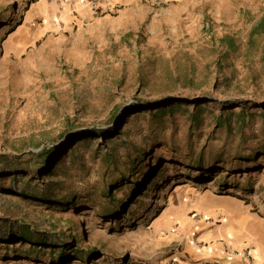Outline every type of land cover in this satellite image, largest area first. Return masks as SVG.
<instances>
[{"label": "rangeland", "instance_id": "374dc122", "mask_svg": "<svg viewBox=\"0 0 264 264\" xmlns=\"http://www.w3.org/2000/svg\"><path fill=\"white\" fill-rule=\"evenodd\" d=\"M29 8L31 1L0 0V153L37 151L75 130L115 125L117 106V116L135 100L142 107L99 154L96 142L88 149L76 144L80 159L66 157L43 185L25 186V174L14 181L1 173L0 264H135L142 253L181 240L198 249L214 240L234 249L264 244V0H203L153 32L99 38L53 9L30 20ZM256 26L261 31L253 34ZM225 34L234 36L236 49L223 43ZM198 98L205 100L201 106L192 102ZM213 100L232 101L231 108L222 111ZM171 101H182V108L154 116L159 102ZM197 108L204 110L199 126L189 119ZM221 113L230 115L231 128L219 124ZM106 152L115 154L110 166ZM122 176L129 178L123 188ZM51 179H60L57 193L76 204L63 209L33 199ZM116 180L115 200L126 205L108 214L100 191ZM4 218L40 230L56 224L73 248L76 239L85 252L98 253L65 263L51 261L49 248L38 259L3 256Z\"/></svg>", "mask_w": 264, "mask_h": 264}, {"label": "trees", "instance_id": "16d2710c", "mask_svg": "<svg viewBox=\"0 0 264 264\" xmlns=\"http://www.w3.org/2000/svg\"><path fill=\"white\" fill-rule=\"evenodd\" d=\"M259 25H261V28L264 27V20ZM258 31H261L260 27L256 26L253 28L252 33L254 34ZM221 39L227 46V48L233 50L237 48L236 39L233 35L231 36L230 34H225ZM213 101L214 103L220 104L222 111H229V109L231 108L232 101L227 100L219 103L217 100ZM192 102L194 104H197L198 106H201V104H203L205 100L202 98H198L196 100H193ZM209 104L210 103H206V105ZM182 106V101H171L169 103L159 102V106L156 112L153 113L154 116L156 115L163 119L165 116L167 117V115L169 116L170 114H173L175 110L181 109ZM137 107L142 106L135 100V102L127 106L123 113H121L119 116L117 115L120 107H115L111 114L110 120L114 121L116 117L118 119L115 125L108 128H97L96 126L84 127L79 130H75L58 144L54 140L52 145H42V143L38 144V147H40V149L37 151H26L27 149L25 148L19 151L18 155H13L10 153H0V175L1 173L5 172L4 176L10 174L14 176V181H16L18 177L21 176V174H25V177H27L28 179V184L25 186H29L33 181L35 183H38L39 186L41 184L43 185L46 183L44 179L45 177H52L56 175L57 172L60 171L62 166L66 164V157H70L72 159V162L80 159L79 153L83 148L74 147L76 144L83 142L84 149H88L93 143L96 142L97 149L95 151V154H99L98 151H100L102 145H105L108 141H114L115 139L120 137L122 131L118 130L119 126L125 121L124 119L128 117L127 115H129V113H131V111H134ZM189 111L190 110H184L183 114L187 115L189 114ZM203 111V109L198 110L197 108L192 110V112L189 114V119L192 121L193 125H200V117ZM240 115L243 118L244 112ZM231 119L232 118H230V115H225L224 113H221L218 116L219 124H221L222 126L225 125L228 128H231ZM73 126L74 124L69 125L68 130L70 131ZM62 136L63 135H61V137ZM104 158V162L107 163V166H110L111 163L115 162V154L112 152H106V156ZM220 158V156L214 157L216 161H221ZM201 161H205V157L199 158L197 165L202 166ZM236 163H238V165H241V162ZM122 179L125 180V182L119 185V187L123 188L128 185L129 178L122 176ZM54 181L55 180L51 179L50 182L43 187L40 194H31L33 199L39 201L40 205L49 204L51 205V207H60L63 209L65 207H69L74 203L73 200L68 198L69 195L60 196L57 191L61 187L62 182L60 179L55 183ZM117 181L118 180L110 183L108 187H103V189H101L100 191L101 195L108 199V206L104 208V212L108 214H111L113 211H117L119 207H124L126 205L124 201L117 202L115 200V192L113 191L112 186ZM24 190L26 196L27 190L26 188H23L22 191ZM2 220L4 221L2 227H5L8 232V237L5 238L6 242L4 244L7 248L6 252L2 254L3 256H9V251H11V253H13L12 255L17 257H21L22 255L28 259H38V257H40L45 252V250L49 248V259L51 261H53L54 263H65L72 260V258L87 262L90 259V256L96 255L98 253V250L94 247L85 252V250L78 246L79 243L76 239L74 243L77 247L73 248V243L68 242L65 239V233L63 232V234H61L62 232H57L55 230L56 224H52L50 226V229L40 230L34 228L29 223L24 222L14 224L10 219L7 218H4ZM55 240L59 242L56 243ZM16 243H21V248H17L15 246ZM9 244H12L11 249ZM26 244H29V246L25 247Z\"/></svg>", "mask_w": 264, "mask_h": 264}, {"label": "crops", "instance_id": "0c3cea01", "mask_svg": "<svg viewBox=\"0 0 264 264\" xmlns=\"http://www.w3.org/2000/svg\"><path fill=\"white\" fill-rule=\"evenodd\" d=\"M31 1L30 15L34 18L47 17L51 9L62 21L75 19L80 32H89L92 38L105 37L107 33L126 34L145 28L155 31L159 24H165L174 12L196 6L203 0H25ZM52 4V7L47 5ZM97 3L100 10L92 9ZM196 244V243H195ZM197 246V244H196ZM181 240L168 250L152 251L150 256L140 255L135 264H167L175 256L181 258L180 264H264V244L249 249L251 259L245 255L249 246L230 248L225 242L214 240L199 245ZM154 253V254H152ZM252 261V263H250Z\"/></svg>", "mask_w": 264, "mask_h": 264}, {"label": "built area", "instance_id": "2783aa9c", "mask_svg": "<svg viewBox=\"0 0 264 264\" xmlns=\"http://www.w3.org/2000/svg\"><path fill=\"white\" fill-rule=\"evenodd\" d=\"M92 9L98 11L100 10V6L97 3H93ZM245 255L249 258V260L251 259L249 250L245 252ZM180 261H181V258L179 256H175L171 258L167 264H180ZM250 263H252V261H250Z\"/></svg>", "mask_w": 264, "mask_h": 264}, {"label": "bare ground", "instance_id": "6f19581e", "mask_svg": "<svg viewBox=\"0 0 264 264\" xmlns=\"http://www.w3.org/2000/svg\"><path fill=\"white\" fill-rule=\"evenodd\" d=\"M31 30V27H29V26H26V28H25V31L23 32V34H22V37H24L25 39H26V37H28L29 36V31Z\"/></svg>", "mask_w": 264, "mask_h": 264}]
</instances>
